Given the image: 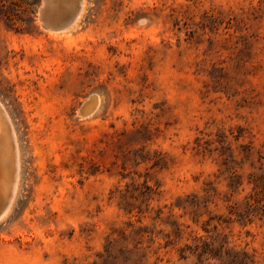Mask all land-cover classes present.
Returning <instances> with one entry per match:
<instances>
[{"label":"rangeland","instance_id":"rangeland-1","mask_svg":"<svg viewBox=\"0 0 264 264\" xmlns=\"http://www.w3.org/2000/svg\"><path fill=\"white\" fill-rule=\"evenodd\" d=\"M41 7L0 0V264H264V0Z\"/></svg>","mask_w":264,"mask_h":264},{"label":"bare ground","instance_id":"bare-ground-1","mask_svg":"<svg viewBox=\"0 0 264 264\" xmlns=\"http://www.w3.org/2000/svg\"><path fill=\"white\" fill-rule=\"evenodd\" d=\"M55 1L60 6V9L59 10L61 11V14L63 15V18L62 19L64 21L67 20V16L69 17L70 14H72L73 16H75V18H74V20H72V22H70V20H68V23L70 22V24H69V26H67V28H65V30L68 29V28L70 29V26H72L73 24H75V22L78 20V18L81 17V15H82L81 13H82L83 7H84V0H55ZM44 2H45V0H42V5H43ZM93 104L94 105H92V104L91 105L92 106H97L96 105L97 103L95 104V102H94ZM92 106H91V108H92ZM11 129H10L9 124L7 122V118L4 115V113H3V111H2V109L0 107V153H1L2 157L4 156V158H5V156H7L6 158H9V159L11 158V161H12L11 153L14 150L15 144H14L13 134H12ZM13 161H15V160L13 159ZM10 164H12V163H10ZM13 164H14V162H13ZM5 167L6 166H4V168ZM2 171H4V169ZM13 176H14V174H13ZM1 177H2V184H1L2 187L1 188L3 189L4 199L0 203V217H2L4 215V213L6 212L8 206L11 203L12 191H13V188L11 186V177H12L11 173L4 171L1 174ZM17 180H18V178H17ZM15 184H17L16 181H15Z\"/></svg>","mask_w":264,"mask_h":264},{"label":"water","instance_id":"water-1","mask_svg":"<svg viewBox=\"0 0 264 264\" xmlns=\"http://www.w3.org/2000/svg\"><path fill=\"white\" fill-rule=\"evenodd\" d=\"M60 6L56 3L55 0H45L42 7L39 10V21L41 25L46 30L52 31H63L67 26H69L70 22L74 20L75 16L72 14L67 16V20L64 21L63 15L59 10ZM62 15V16H61ZM68 20L70 22L68 23Z\"/></svg>","mask_w":264,"mask_h":264}]
</instances>
